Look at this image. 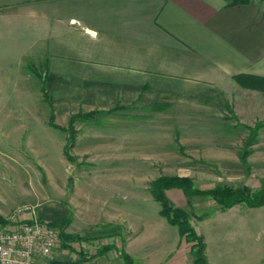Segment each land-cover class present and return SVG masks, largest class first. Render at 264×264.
Returning a JSON list of instances; mask_svg holds the SVG:
<instances>
[{"label": "rangeland", "instance_id": "obj_1", "mask_svg": "<svg viewBox=\"0 0 264 264\" xmlns=\"http://www.w3.org/2000/svg\"><path fill=\"white\" fill-rule=\"evenodd\" d=\"M9 71L0 65V216L30 204L66 214L65 233L94 235L67 241L58 264L88 261L105 244L124 249L131 238L134 251L171 242L177 228L150 192L160 176L202 189L264 179L263 83L229 92L160 80L106 91L33 62L25 76ZM165 194L190 219L214 205L177 187ZM163 252L151 248L142 263Z\"/></svg>", "mask_w": 264, "mask_h": 264}, {"label": "crops", "instance_id": "obj_2", "mask_svg": "<svg viewBox=\"0 0 264 264\" xmlns=\"http://www.w3.org/2000/svg\"><path fill=\"white\" fill-rule=\"evenodd\" d=\"M30 62L68 83H97L106 91L160 80L243 90L234 75L264 77V0H0V65L25 76ZM263 181L248 177L243 184L257 190ZM213 204L202 218L190 219L203 236L207 264H264V207ZM38 215L51 221L66 214ZM90 233L81 236L89 242ZM111 245L79 264H121L122 247ZM160 247L163 255L148 264L193 263L178 233L169 243H143L139 251L131 238L124 250L133 264H143L147 252Z\"/></svg>", "mask_w": 264, "mask_h": 264}, {"label": "trees", "instance_id": "obj_3", "mask_svg": "<svg viewBox=\"0 0 264 264\" xmlns=\"http://www.w3.org/2000/svg\"><path fill=\"white\" fill-rule=\"evenodd\" d=\"M250 0H228V4L248 3ZM233 79L243 87L261 88L253 81L264 84V77L250 74H237ZM264 89V87H263ZM171 187L181 188L187 197L202 196L214 202L220 209L229 208L238 203H245L248 206L264 207V188L252 191L248 186H233L216 184L208 189H202L194 186L193 181L188 177L178 176H160L156 178L150 188L152 197L160 204V214L166 219L167 223L177 228L180 239L189 245L190 253L193 257L192 264H207L204 254L203 236L196 232L190 222L189 214L182 208L171 203L165 194V190ZM203 214L201 217H203ZM49 223L59 229L60 237L63 245H67V241H77L86 239L77 234L65 233L64 228L68 223V217L62 220H51ZM112 247L111 244H105L98 249L92 256H97L106 252ZM121 264H133V258L123 249H118Z\"/></svg>", "mask_w": 264, "mask_h": 264}, {"label": "built area", "instance_id": "obj_4", "mask_svg": "<svg viewBox=\"0 0 264 264\" xmlns=\"http://www.w3.org/2000/svg\"><path fill=\"white\" fill-rule=\"evenodd\" d=\"M63 246L59 229L42 219L30 204L0 216V264H58Z\"/></svg>", "mask_w": 264, "mask_h": 264}]
</instances>
